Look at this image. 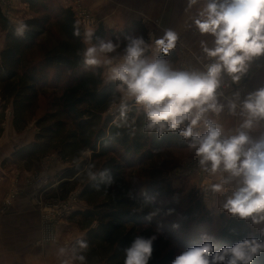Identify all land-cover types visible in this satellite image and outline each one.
<instances>
[{
  "label": "trees",
  "instance_id": "obj_1",
  "mask_svg": "<svg viewBox=\"0 0 264 264\" xmlns=\"http://www.w3.org/2000/svg\"><path fill=\"white\" fill-rule=\"evenodd\" d=\"M25 3L34 9L36 16L23 21L28 25L23 37L14 35L16 26L0 7V30L4 33L0 51V102L3 103L0 135L8 106L17 135L31 123L36 132L30 144L13 151L8 159L12 165L30 171L38 161L56 153L70 165L60 185L82 183L77 198L86 208L74 211L69 218L76 219L84 232L71 248L85 257L84 264H123L124 248L137 235L157 236L149 264H170L178 249L188 247L158 222L160 215L164 216V210L158 208V197L171 196L173 190L156 164L169 151L189 148L188 141L178 132L165 133L162 137L155 132L145 133L144 115L131 103L127 121L121 120L119 111L114 122L115 115L106 113L121 100L118 82H105L99 67H85L82 31L72 8L54 7V0H25ZM77 27L80 36L74 35ZM129 35H142L148 41L145 26L135 23L130 30L120 33L98 26L92 43L97 38L111 39L121 44L117 53H122ZM86 151L91 153L89 159L84 158ZM146 163H150L148 169L140 168L142 172L138 173L149 181V188L141 194L127 169ZM105 170L112 184L107 183V176L101 178L100 173ZM89 171L96 174L95 180L88 178ZM198 206L199 202L187 211L184 223L194 217ZM153 212L156 216L148 220L146 217ZM252 236L259 234L244 220L230 217L219 230L217 239L221 248ZM81 240L87 243V249H79ZM253 264H264V254Z\"/></svg>",
  "mask_w": 264,
  "mask_h": 264
},
{
  "label": "clouds",
  "instance_id": "obj_2",
  "mask_svg": "<svg viewBox=\"0 0 264 264\" xmlns=\"http://www.w3.org/2000/svg\"><path fill=\"white\" fill-rule=\"evenodd\" d=\"M185 14L188 29L194 27L201 37L212 38L211 45L201 39L198 66L176 67L165 59L179 40V33L171 28L158 38L150 34L151 43L142 35L127 36L122 53H117L121 44L111 39L97 38L92 43L94 30L88 29L83 63L85 67H107L108 80L118 82L122 121H127L131 102L144 115L145 133L162 137L178 132L199 158L200 169L219 174L205 192L222 200L221 209L231 216L259 226L258 237L219 250L213 238L204 235L202 243L179 252L170 264H253L264 254V86L243 97L240 90L225 96L223 89L239 83L252 63L264 57V0H186ZM27 30L28 25L21 21L14 35L23 37ZM80 34L77 27L74 35ZM153 48L157 54H152ZM225 108L241 121L229 135L209 118V113L219 116ZM100 176L113 183L107 170ZM88 178L95 180L96 174L89 171ZM155 214L146 218L151 220ZM156 239V235L135 236L124 248L123 264H149ZM78 245L81 250L88 247L83 240ZM57 255L67 256L68 249L60 248ZM71 260L84 264L85 257L73 248L70 259H61L60 264H71Z\"/></svg>",
  "mask_w": 264,
  "mask_h": 264
},
{
  "label": "rangeland",
  "instance_id": "obj_3",
  "mask_svg": "<svg viewBox=\"0 0 264 264\" xmlns=\"http://www.w3.org/2000/svg\"><path fill=\"white\" fill-rule=\"evenodd\" d=\"M0 3L4 8L3 13L10 20V22L14 24V26H16L17 23L21 21L36 16L34 9L29 7L27 3V8L25 11L18 12L15 15L10 13L4 3ZM56 5L58 4L54 2L53 6L56 7ZM78 6H80V4L77 1H71L70 7L72 10L73 8H78ZM80 7L82 11L84 10L90 17H92L91 13L87 9L82 8V5ZM39 12L41 13V11ZM77 15V13L74 14L76 24L78 27L80 26V28L83 30V33L88 29H96L97 23L94 22L93 19V23L95 24L84 29L80 25ZM154 23L156 25L158 24L157 21H154ZM147 33L148 35L152 34L149 31H147ZM84 45L85 48L88 46L86 43H84ZM3 46L4 33L0 30V51ZM96 67L97 66L88 68ZM100 67L103 71L104 81L109 82L107 78V67ZM225 80L226 82L230 83L229 78L225 77ZM241 86L242 83L240 82L237 84H231L230 88L223 90L225 93H227L230 89H235L236 87ZM130 103L131 102H129V104ZM120 104L121 103L113 105L106 114H117L120 111ZM2 108L3 103L0 102V113L2 112ZM41 108L42 110L45 109L44 101L41 104ZM37 114H40V111H38ZM4 115L5 117L4 122L2 123V128L4 125L5 131V128H7V126L9 127L8 119H11L10 106L4 110ZM213 117H217V115L214 114ZM117 120L118 117L115 115L114 122H117ZM3 132L1 134L2 138L0 135V170L3 171L0 172V177L2 173H12L14 178L12 179V184L10 186H7V184L4 186L1 182L3 186H1L0 191L2 192L4 188L7 189V196L5 199L6 201L13 200L22 194L28 195L34 201L35 208L39 213V224L38 238L32 245L27 247L28 249L26 252L23 251L24 249H20L15 252H0V264H60L61 259H70L72 255L71 248L73 243L84 235V232H82L77 225L78 221L76 219L71 220L69 218L74 211L84 210L86 208L85 204L80 202L77 198V195L82 187V183L71 182L68 183V185L61 187L60 184L62 181H64L61 179V177L64 171L70 168V165L64 163L56 153H53L47 158L38 161V164H35L30 171L24 170L21 166L12 165L8 158H3L4 155H10L18 148L27 146L32 142L36 132L33 123H31L28 128L20 135H17L13 129H11L10 132L6 131L4 135ZM118 148L119 150H122L120 147ZM90 154L91 153L89 151H86L84 158L89 159ZM126 160H129V157H126ZM198 160L199 158L194 155L193 150L186 148L182 150L169 151L168 154L156 164L160 165L163 177L173 190L171 196L158 197V208L164 210V216L160 215L159 219H157L159 220L158 222L163 223V225H161L162 228L165 227V230H167L168 233H174L175 236L180 237V242L187 245V247L202 243L201 237L207 235L213 238L212 242L216 246V249H218L220 246V242L217 239L219 230L221 229L224 222L233 216L221 209L222 200L218 199L217 196L213 195L211 192H205V187L213 182L209 180V174L203 172L200 169ZM149 166L150 163H146L142 166H136L135 168H130L129 170L127 169V173L132 182L136 186L140 187L141 194L149 188V181L144 179L145 177L141 176L138 171H140V168H142L143 171L147 170ZM15 172H25L29 173V175L23 176L21 178L19 175L15 174ZM180 176H183L185 179L181 181ZM41 177H46L47 179L45 183L46 188L43 190L36 188L41 183L39 182ZM20 179L22 180L21 184L19 182ZM38 202L42 204H38ZM197 202H199V206L197 208L198 210L194 214V217L190 220H185L184 223L183 220L186 218L185 214H187V211L192 209ZM80 203L82 205H79ZM164 205L167 206L163 208ZM44 206H47V209L50 207L51 217H43L42 207ZM170 209L172 212L171 214H168ZM189 214L190 213H188V215ZM246 223L250 226L254 233L259 234V226L252 225L250 221H247ZM173 225H178V227L174 228ZM62 247L68 249V255L59 257L57 253ZM181 251L183 250L178 249L176 254ZM71 264L81 263L77 262L76 260H71Z\"/></svg>",
  "mask_w": 264,
  "mask_h": 264
},
{
  "label": "crops",
  "instance_id": "obj_4",
  "mask_svg": "<svg viewBox=\"0 0 264 264\" xmlns=\"http://www.w3.org/2000/svg\"><path fill=\"white\" fill-rule=\"evenodd\" d=\"M71 1H77L80 6L82 5V8L87 9L93 17L91 18L97 23L96 28L102 26L105 31L120 33L130 30L135 23H141L147 31L158 38L163 35L164 29L176 30L179 33L177 47L170 52L168 57H165L176 67L189 64L198 66L196 56L201 55V39H205L211 45L212 38L210 36L201 37L194 27L191 29L186 27V0H54L56 4L64 8H70ZM0 2L6 5L12 15L24 12L27 8L25 0H0ZM0 7L4 12L1 3ZM154 21H157L158 24L156 25ZM148 37L150 35L147 33ZM148 40L151 43L149 38ZM152 54H157L155 48L152 49ZM240 82L242 83L241 87L230 89L225 93V96H230L233 91L240 90L243 97L247 92L264 86V57L252 63ZM221 102L226 103L224 98H221ZM213 115V113H209V118L221 125L225 135L233 134L241 122L238 117L230 116L227 108L219 116L213 117ZM8 123L9 127L7 126L5 131L3 125V135L6 131L10 132L13 129L11 119H8ZM3 158H9V155H4ZM0 172L3 171L0 170ZM15 174L21 178L29 175L25 172H15ZM12 176V173H2L0 188L6 184L10 186L14 178ZM218 176L219 174H209V180L215 183ZM180 178L181 181L185 179L183 176ZM19 182L21 184L22 180L20 179ZM6 193L7 189L5 188L0 193V252H15L20 249H24L23 251L26 252L27 247L38 238L39 213L35 208L34 201L28 195L22 194L13 200L6 201Z\"/></svg>",
  "mask_w": 264,
  "mask_h": 264
},
{
  "label": "built area",
  "instance_id": "obj_5",
  "mask_svg": "<svg viewBox=\"0 0 264 264\" xmlns=\"http://www.w3.org/2000/svg\"><path fill=\"white\" fill-rule=\"evenodd\" d=\"M80 8H81L80 6H78V8H73V10H74L73 12H74V14H76V13L78 14L77 15V18L80 21V25L84 29L89 28L90 26H92L94 24L93 23V20H92V18L84 10L82 11ZM76 10H77V12H76ZM81 31H82V40H83L84 39V33H83V30L82 29H81ZM83 43H85V42H83ZM119 103H121V101ZM46 181H47L46 177L45 178L44 177H41L39 179V182H41V183L37 187L35 186V184H34V186L37 189H39V190H43L44 188H46V186H45ZM38 204H42V203H39L38 202ZM42 210H43V217H51L50 207L47 209V206H44V207H42Z\"/></svg>",
  "mask_w": 264,
  "mask_h": 264
}]
</instances>
